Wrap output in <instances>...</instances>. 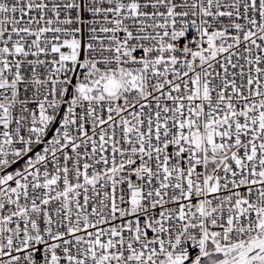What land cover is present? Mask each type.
I'll return each mask as SVG.
<instances>
[{"label":"built area","instance_id":"2783aa9c","mask_svg":"<svg viewBox=\"0 0 264 264\" xmlns=\"http://www.w3.org/2000/svg\"><path fill=\"white\" fill-rule=\"evenodd\" d=\"M175 258L264 264V0H0V264Z\"/></svg>","mask_w":264,"mask_h":264},{"label":"rangeland","instance_id":"374dc122","mask_svg":"<svg viewBox=\"0 0 264 264\" xmlns=\"http://www.w3.org/2000/svg\"><path fill=\"white\" fill-rule=\"evenodd\" d=\"M72 48H75V47H72ZM181 263V259L180 258H175L173 260V263H168V264H180Z\"/></svg>","mask_w":264,"mask_h":264}]
</instances>
